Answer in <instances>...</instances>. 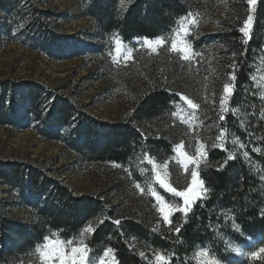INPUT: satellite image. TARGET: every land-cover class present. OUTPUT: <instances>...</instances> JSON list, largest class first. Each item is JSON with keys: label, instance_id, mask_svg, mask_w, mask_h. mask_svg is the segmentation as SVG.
<instances>
[{"label": "trees", "instance_id": "trees-1", "mask_svg": "<svg viewBox=\"0 0 264 264\" xmlns=\"http://www.w3.org/2000/svg\"><path fill=\"white\" fill-rule=\"evenodd\" d=\"M79 1L103 39L115 35L126 42L164 37L190 11L186 0H132L127 5L122 0ZM248 7L232 8L217 32L235 94L224 119L209 125L212 141L206 143L213 145L197 170L206 191L191 210L177 209L170 223L161 217L155 197L138 194L133 182L140 183L136 165L141 161L148 165L147 156L158 162L169 160L180 143L196 155L199 143L205 142V129L193 138L186 134L187 126L174 118L182 94L189 95L188 73L179 60L189 65L199 52L189 62L173 53L166 57L161 72L164 84H152L129 116L114 122L83 113L72 98L38 82L0 81V126L34 124L42 139L62 145L82 162L112 163L122 172L113 188L121 201L112 205L92 195H76L30 163L0 160V182L20 194L36 218L16 221L0 206V264L30 255L52 236L72 240L91 221H100L87 241L96 259L111 253L118 264H264L260 251L264 248V0L255 7L252 37L245 42L239 23ZM65 17L38 8L33 0H0V44L12 37V26L18 29V22H24L39 42L53 44L46 52L49 56L66 60L74 49L61 46L71 39L58 35ZM95 49L98 52L102 46ZM221 131L223 141L217 146ZM180 169L171 163V181L177 190L186 188L191 179V170ZM158 192L177 208L182 205L177 195ZM237 248L244 250L242 257Z\"/></svg>", "mask_w": 264, "mask_h": 264}, {"label": "rangeland", "instance_id": "rangeland-1", "mask_svg": "<svg viewBox=\"0 0 264 264\" xmlns=\"http://www.w3.org/2000/svg\"><path fill=\"white\" fill-rule=\"evenodd\" d=\"M33 1L38 8L65 14L66 19L59 23L58 35L70 36L72 40L63 41L61 46H73L74 55L62 61L53 59L46 53L53 44L39 42L30 25L18 22V29L13 26L10 29L12 37L9 41L0 44V81L12 79L38 82L52 92L72 98L83 113L104 121L126 119L152 84H164L161 73L163 61L171 53L181 61L189 62L195 58V52H199L196 60L184 65L185 67L179 60L180 67L188 73L185 86L189 95L182 94V101L177 105L174 118L187 126L186 134L193 138L198 137L201 129H205V142L199 143L196 155L180 143L174 146V154L169 160L158 162L147 156L145 162L148 165L143 161L136 165V170L141 174L140 183L133 182V190L138 194L145 192L155 197L162 218L164 212L160 209L164 208L168 212L167 222L177 209L184 212L191 210L204 195V184L198 183L193 188L194 192L201 193L199 198L188 193L189 204L186 205L185 198L177 193L186 192L193 187L192 180L190 179L186 188L177 190L171 181L170 165L175 162L180 170H191V173L197 171L199 164L188 158L192 157L200 162L209 145H213L206 143L212 141L210 122L224 119L235 94L233 75L230 67L222 60L220 50L224 44L217 38V32L223 21L229 20L232 8H236L238 4H248V9L241 15L239 29L244 27L248 15H252L249 35H244L245 41H249L255 26V7L260 0L255 5H250L248 0H186L189 13L179 17L164 37L137 38L132 42L123 41L115 35L103 39L95 21L83 13L79 0ZM131 1L122 0V3L127 5ZM96 46H102V49L97 52ZM199 55L204 58L197 59ZM225 85H230L233 89L227 96L224 92ZM189 99L197 105L196 108L188 104ZM222 101H225L223 105ZM34 127V124L22 122L18 127L0 126V160L23 161L42 168L78 196L92 195L112 205L121 201L113 190L117 175L122 173L118 165L82 162L62 145L42 139ZM223 133L221 131L215 145L221 146ZM124 174L127 175V172L124 171ZM199 180L202 181L200 176ZM159 189L180 197L182 205L177 208L167 202L159 194ZM0 206L13 220H36L32 206L25 204L20 194L11 192L1 182ZM125 212L132 213L130 210ZM99 222H88L83 231L72 240L56 236L47 238L34 252L20 257L13 264H60V248L64 249L65 264H118L111 253L97 259L91 255L87 241ZM51 241L58 243H50ZM73 248L82 251L74 254ZM235 251L239 257L244 254L242 248ZM84 253L85 259L81 261L80 256Z\"/></svg>", "mask_w": 264, "mask_h": 264}, {"label": "snow or ice", "instance_id": "snow-or-ice-1", "mask_svg": "<svg viewBox=\"0 0 264 264\" xmlns=\"http://www.w3.org/2000/svg\"><path fill=\"white\" fill-rule=\"evenodd\" d=\"M248 3H249L250 5H255V4L257 3V0H248ZM252 21H253V17H252V15H248L247 20L244 22V27H242V28L240 29V31L243 32L244 35H245L246 37L249 35V30H250V28H251V26H252ZM245 42H247V41H245ZM173 48H175V44H173ZM185 59H187V56L185 57ZM232 91H233V89H232V87H231L230 85H225V86H224V92H225V95H226V96H227L228 94L232 93ZM187 102H188L189 105H191V107H193V108H196V107H197V105L194 104V103L192 102V100L189 99ZM221 103H222V105H223V104L225 103V101H222ZM221 119H223V117H221ZM201 147H203V146H201ZM188 159L191 160V161H193V162L196 163L197 165L199 164V161L196 160V159H194V158H192V157H189ZM225 163H226V162H225ZM191 180H192V186H193V187H190L186 192L182 191V192H178V193H177V195H179V196L185 198V199H184V203H185L186 205L189 204V199H188V193H189V192L193 193V196H195V197H197V198H199L200 195H201V193H199V192H194V191H193V188H194L198 183H202V181L199 180V174H198L197 171H193V172L191 173ZM205 191H206V189H205ZM153 195H155V193H153ZM160 211H161V212H164V219H165V220H168V212L165 211L164 208H161ZM117 223H119V221H117ZM169 223H170V221H169ZM89 231H91V228H89ZM178 231H179V229H177V232H178ZM50 243H58V242L51 241ZM78 251H82V250H81V249H78V248H73V249H72V252H73L74 254H75L76 252H78ZM260 251H261V252H264V248L260 249ZM59 253H60V264H65V253H64V249H63V248H60V249H59ZM85 255H86V253H84V254H82V255L80 256V260H81V261H83V260L85 259ZM200 255H202V256H206L207 253H206V252H201ZM253 255H256V254L253 253ZM157 259H158V260H162L163 257H162V256H161V257H157Z\"/></svg>", "mask_w": 264, "mask_h": 264}, {"label": "bare ground", "instance_id": "bare-ground-1", "mask_svg": "<svg viewBox=\"0 0 264 264\" xmlns=\"http://www.w3.org/2000/svg\"><path fill=\"white\" fill-rule=\"evenodd\" d=\"M220 264V263H219Z\"/></svg>", "mask_w": 264, "mask_h": 264}]
</instances>
